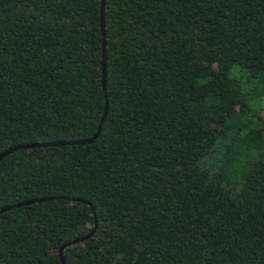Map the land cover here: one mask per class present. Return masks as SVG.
<instances>
[{
  "label": "trees",
  "instance_id": "trees-1",
  "mask_svg": "<svg viewBox=\"0 0 264 264\" xmlns=\"http://www.w3.org/2000/svg\"><path fill=\"white\" fill-rule=\"evenodd\" d=\"M101 1L0 0V153L91 139L0 160V264H264V0H105V88Z\"/></svg>",
  "mask_w": 264,
  "mask_h": 264
},
{
  "label": "water",
  "instance_id": "water-1",
  "mask_svg": "<svg viewBox=\"0 0 264 264\" xmlns=\"http://www.w3.org/2000/svg\"><path fill=\"white\" fill-rule=\"evenodd\" d=\"M104 1L105 0H102L101 4H100V28L102 31V39H103V41H102V58H103V61H102V84H103V88H105V78H106V41H105V30H104V25H105ZM106 106H107V104H106ZM104 115H105V113H104ZM90 141H91V139H85V140H77V141H74V140H71V141H55V142H46V143H37V144H31V145L15 146V147L8 148L7 150L0 153V160L18 148H31V147H40V146L45 147V146H50V145H65V144H82V143H86V142H90ZM32 202H33V200L27 201L24 203L27 204V203H32ZM22 204L20 203V204H15V205L4 206V207L0 208V213L4 212V211H6L12 207L19 206ZM92 213L94 214L93 208H92ZM95 226H96V223H95ZM92 234H93V230L90 231L86 236H84L78 240H75V242L83 241L84 239L90 237ZM70 244H71V242H68V243L64 244L63 246H61V248L59 249L60 259H61L63 264H65L64 257H63V249L67 245H70Z\"/></svg>",
  "mask_w": 264,
  "mask_h": 264
},
{
  "label": "rangeland",
  "instance_id": "rangeland-1",
  "mask_svg": "<svg viewBox=\"0 0 264 264\" xmlns=\"http://www.w3.org/2000/svg\"><path fill=\"white\" fill-rule=\"evenodd\" d=\"M263 113H264V111H263Z\"/></svg>",
  "mask_w": 264,
  "mask_h": 264
}]
</instances>
